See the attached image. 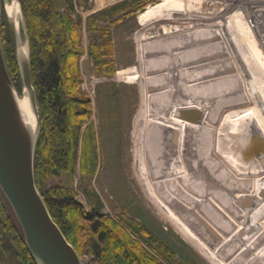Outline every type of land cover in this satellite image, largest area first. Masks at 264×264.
<instances>
[{"label": "rangeland", "instance_id": "374dc122", "mask_svg": "<svg viewBox=\"0 0 264 264\" xmlns=\"http://www.w3.org/2000/svg\"><path fill=\"white\" fill-rule=\"evenodd\" d=\"M164 1L166 0H151L150 5L141 12H136L139 4H132L131 0H88L86 3L74 0L75 10L71 17L81 40L79 47L83 52L77 57L76 89L79 97L89 102L87 108L90 109L82 132L89 128L90 138L93 140L92 146L96 148L98 160L91 174L82 169L79 160L75 172H62L60 176L50 178L46 182V188L62 185L70 189L75 199L79 200L87 211L98 210L101 215L117 221H125L129 225L127 230L132 239L140 241L142 233L136 227L133 228L135 225L132 220H135L149 235L161 240L174 252V259L167 260L160 253H156L163 264H209L197 248L175 229L174 223L168 219L159 205L158 199L162 194L147 184L143 172L149 175L151 184H162L166 192L171 190L169 186L175 185L179 191L190 195V198L197 203L195 206L201 205L199 209L201 212H214L227 221L230 231L226 240L230 238V244L226 246L225 253L234 248L237 242L239 244L236 249L247 247V242L241 241L240 237L237 239L233 237L235 231L243 226L241 222L245 216H251L259 207V205H247L249 202L245 200L244 194L248 187H254L256 181L264 177V167L257 165L262 153L256 155L252 152L256 142L249 134V130L246 131L244 128L241 135L233 138V135L225 133L219 127L224 119L231 118V115L237 117L245 108L234 106L219 112L213 126L208 127L210 140L206 138V133H200V136L195 133L181 135L177 130L176 141L170 132L160 139L150 128L152 121L162 122V120L154 118V115L148 112L149 104L145 105L143 102L144 92L140 84L120 79L117 73L135 67L141 73L138 78L145 81L149 77L162 75L167 78L170 67L175 66L178 72L201 65V63L177 65L178 61L172 56L191 51L197 46L189 45L183 49L175 47L166 53V49L162 48L164 43L161 42L175 40L183 34L204 29L211 33L215 32V35H221L214 42L209 43L210 45L218 43L229 45L227 40L229 35L226 31L229 21H231L230 27L240 33L244 45L264 59V0H254L247 4L240 2L241 0H170L172 8L167 14L152 19L146 26L141 25L139 16ZM125 2L129 3L127 12L109 14L108 17L101 15L103 10ZM250 18L259 30L250 25L248 21ZM23 19L19 25L20 36L22 42L27 44ZM0 25L3 52L4 47L10 52L9 48H13L14 43L9 20L3 7ZM102 30L111 33L113 49L110 56H102L97 62L90 53V45ZM26 31L28 34L27 25ZM28 43L30 46L29 35ZM143 45L146 49H152L153 46L158 49L155 52L147 51L144 55L140 50ZM239 51L242 53L240 48ZM235 57L231 52L220 59L234 60ZM86 58L90 61L91 81L88 80L83 69ZM152 60H167L169 63H163L161 70L143 71L145 62ZM170 62H174L172 64L174 66H170ZM204 63L207 64V60ZM11 72L9 71L18 93L26 91L17 62L16 68ZM232 74L236 77L235 86L243 88L242 69L240 67L234 69ZM164 92H167V88L147 91L146 95ZM172 101L174 103V99ZM255 109L254 104L246 107L247 112L252 114L256 113ZM245 124H247L246 120H244ZM223 139L235 141L233 145H220L219 141ZM177 158L182 160V164L177 162ZM232 158L234 161L231 160ZM238 161L247 166L248 162L253 163L249 169L255 173L250 174L247 166L245 168L238 165L236 163ZM90 195L95 196L101 206L97 201L91 202ZM203 204L206 206L204 207ZM248 206L253 207L252 210ZM262 223L264 225V221ZM191 228L195 234L193 240L196 245L197 241H201L216 255L217 239L214 238L212 241L206 232L201 231V226L191 225ZM260 232L263 233L264 229ZM226 242L222 240L220 247ZM2 245L11 249H6L4 264H20L19 252L8 238L3 240ZM146 246L149 248L147 244ZM262 246H264V238L257 244V247ZM253 248L246 252L249 260H254L256 264H264V254L258 257L256 247ZM81 260L82 264H97L92 262L90 256L85 255Z\"/></svg>", "mask_w": 264, "mask_h": 264}, {"label": "trees", "instance_id": "16d2710c", "mask_svg": "<svg viewBox=\"0 0 264 264\" xmlns=\"http://www.w3.org/2000/svg\"><path fill=\"white\" fill-rule=\"evenodd\" d=\"M131 1L139 4L136 12L152 3L151 0ZM20 3L30 40L32 80L41 121L35 152V180L54 221L79 256H90L97 264H163L156 253L166 260L174 259V252L135 220H132L133 228L141 231L140 241L132 239L125 221L101 215L98 210L87 211L77 203L70 189L62 185L46 188L50 178L62 172H75L79 160L82 169L91 174L98 158L89 128L82 132L90 109L87 108L89 102L79 97L76 89L77 57L83 52L71 17L74 0H20ZM128 10L129 3L125 2L103 10L101 15L108 17ZM9 49L10 52L4 47V56L11 72L17 60L14 47ZM112 49L108 30H102L90 45V53L97 62L102 56H110ZM90 201L97 200L90 195ZM18 222L0 190V264L6 261L7 248L2 245L5 238L18 250L20 264H36Z\"/></svg>", "mask_w": 264, "mask_h": 264}, {"label": "bare ground", "instance_id": "6f19581e", "mask_svg": "<svg viewBox=\"0 0 264 264\" xmlns=\"http://www.w3.org/2000/svg\"><path fill=\"white\" fill-rule=\"evenodd\" d=\"M1 4L6 13H9L10 16L15 19L16 25L18 29H20L21 13L17 3L12 0H1ZM171 8V1L166 0L141 14L139 16V22L141 25L146 26L152 19L167 14ZM229 22L226 27L227 34L229 35L227 38L229 45H225L224 43L210 45L209 43L212 41L214 42V40L217 37H221V35H215V32L211 33L204 29H198L188 34H183L175 38V40L170 39L171 41L163 40V42H161V44L164 43L162 48L166 49V53L175 47L176 49L178 47L179 49L180 47L183 49V47L189 45L197 46L196 49L185 51L178 56H172H175V60L178 61L177 65L198 63H201V65L188 70H179L177 72L175 66L172 65L174 62H170V66L174 67H170L171 70H169L167 74L168 79L165 75H162L159 77H149L145 81H141L138 78L141 73L139 69L135 67L131 70H123L117 73V77L120 79L127 82H138L140 84L144 92L142 97L143 102L145 105L149 104L148 112L154 115V118L162 120V122L152 121V127L150 128L156 132L160 139L166 137V135L170 133L174 136V131L176 132L177 130L181 135H186L188 133L192 135V133H195L200 136V133H206V138L210 140L211 136L209 135L208 127L213 126L218 113L223 112L225 109H231L234 106H242V108L244 106L245 109H242L238 113L240 115L236 114L238 115L237 117L231 115V118L224 119V122L219 127L223 129L225 133L233 135V138H237L236 136L239 134L241 135V131L245 128L246 131L249 130V134L256 143L264 141V59L258 56L257 53H253L248 46L244 45L240 33L232 29ZM142 39L144 40V37H142ZM172 41H174V43L178 41V43L176 42L177 44H174ZM229 46L231 48H229ZM239 48L242 53H240ZM157 49L156 46H153L152 49H146L143 45L140 50L141 53L145 55L147 51L155 52ZM231 52L236 56L234 60L228 58L220 59V57L229 55ZM22 53L24 56H27V44H24V47H22ZM238 53H240V55ZM168 58H170V56ZM206 60L208 62L207 64L204 63ZM163 63L168 64L169 62H167V60L148 61L145 62L142 69L143 71L146 70L149 72L161 70ZM239 67L242 69L244 75L242 89L235 86L234 81L236 77L232 74L233 70ZM163 88H167V92L146 95L147 91H157ZM18 94V104L23 118L28 126H30L32 130H35L36 118L28 98V93L27 91H23V93ZM176 94L186 98L189 107H196L204 111L205 118L201 125L192 124L173 116L176 107L173 106L174 103H172V99L175 98ZM153 104H155V106H153ZM250 104L255 105V114L247 112L246 107ZM234 112H236V110H234ZM244 120L247 122L245 125ZM168 139H170V136ZM233 141L235 140L223 139L219 141V144L229 145L232 144ZM260 158L257 165H260L262 168L264 167V153L260 155ZM231 160L234 161V158ZM177 162L182 164V160L178 158ZM236 163L243 167L247 166L239 161ZM248 164L247 168L249 169L253 163L251 164V162H248ZM144 173L146 172H143V177L147 180V184L162 194L158 199L159 205L162 210L165 211L168 219L174 223L175 229L197 248L199 253L209 264H256L254 260H249L250 258L247 257L248 255L246 254L248 250H253V247H256L255 251L258 257L264 254V246L257 247L258 242L264 238V232H260L261 229H264L262 223L264 221V177L258 179L254 187H248L247 190H245L244 197L246 196L245 200L249 202L247 205L253 204V206L259 205V207L253 211L251 216H245V219L241 222V225H243L241 226L242 228H238L233 237V239L240 237L241 241L247 242V247L236 249V246L239 244L237 242L234 248L229 249V251L225 253V249H227L226 246L230 244V238L226 240V236H228L230 231L227 226V221H224L220 216L218 217L214 212H201L199 210L201 205L195 206L197 203L190 198V195H186L179 191L175 185H172V187L169 186L171 190L166 192L162 184H151V178H149L148 174ZM204 173H206V171H204ZM249 173L254 174L255 172L249 169ZM203 206L205 207L206 204H203ZM248 207L251 208V210L253 208L250 206ZM191 225L201 226V231L206 232L212 241H214V238L217 239V243L215 240V248H217L215 252L216 255L208 250L201 241H197L198 243L196 245L193 240L195 234ZM222 240L227 242L223 243L224 245L220 247ZM225 254L226 256L224 257Z\"/></svg>", "mask_w": 264, "mask_h": 264}, {"label": "water", "instance_id": "95a60500", "mask_svg": "<svg viewBox=\"0 0 264 264\" xmlns=\"http://www.w3.org/2000/svg\"><path fill=\"white\" fill-rule=\"evenodd\" d=\"M22 12L20 0H12ZM2 4L0 0V20ZM14 43V51L35 118L36 129L25 122L18 104V91L9 73L0 39V190L10 203L24 233L25 243L36 264H82L81 257L54 221L35 180V152L40 134V114L32 80L30 46L23 19L28 54L22 53V37L15 19L6 13ZM1 26V25H0ZM84 73L92 80L89 58L83 62ZM173 116L183 121L201 125L204 111L189 107L181 95L174 98ZM174 139L177 132L174 131ZM264 153V141L256 143L252 151ZM81 204L79 200H76Z\"/></svg>", "mask_w": 264, "mask_h": 264}, {"label": "built area", "instance_id": "2783aa9c", "mask_svg": "<svg viewBox=\"0 0 264 264\" xmlns=\"http://www.w3.org/2000/svg\"><path fill=\"white\" fill-rule=\"evenodd\" d=\"M251 1L254 2V0H241L240 2H242V3H246V4H247V3L251 2ZM244 12H245V9H244ZM262 13H263V12H261V15H263ZM248 21H249V23H250V25H251L252 27H256V29H258L256 23L253 22V21L251 20V18H250ZM257 24H258V23H257Z\"/></svg>", "mask_w": 264, "mask_h": 264}]
</instances>
